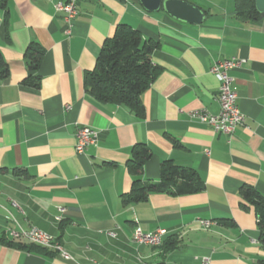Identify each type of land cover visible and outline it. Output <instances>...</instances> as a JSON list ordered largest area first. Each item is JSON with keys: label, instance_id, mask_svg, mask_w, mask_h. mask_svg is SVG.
Listing matches in <instances>:
<instances>
[{"label": "crops", "instance_id": "crops-1", "mask_svg": "<svg viewBox=\"0 0 264 264\" xmlns=\"http://www.w3.org/2000/svg\"><path fill=\"white\" fill-rule=\"evenodd\" d=\"M60 1L0 7V50L10 71L0 79V264H203L205 257L209 264H264L257 216L241 196L247 185L264 195V18L237 19L236 0H185L205 13L200 24L163 7L149 11L141 0H79L67 35ZM120 24L159 43L151 58L159 72L142 95L144 118L85 89V72ZM32 43L45 49L38 71L25 58ZM231 58L243 60L231 76L245 122L229 136L191 113H219L220 78L210 69ZM35 76L39 87L25 83ZM84 125L100 132L99 142L78 153ZM139 143L152 153L142 183L159 182L171 160L196 171L204 189L154 192L125 205L134 181L127 161ZM200 219L214 223L206 228ZM20 227L57 237L75 260L21 248L10 235ZM137 228L164 230L162 244L136 242Z\"/></svg>", "mask_w": 264, "mask_h": 264}, {"label": "trees", "instance_id": "trees-1", "mask_svg": "<svg viewBox=\"0 0 264 264\" xmlns=\"http://www.w3.org/2000/svg\"><path fill=\"white\" fill-rule=\"evenodd\" d=\"M7 1L0 0V7L7 10ZM234 15L243 22L261 20L254 0H236ZM156 41H144L139 30L120 24L112 37H109L92 70L86 71L84 85L87 93L101 103L127 106L138 117L146 116L143 93L150 87L159 68L152 62V53L158 47ZM45 49L35 43L29 45L25 58L32 71L41 67ZM9 67L0 50V79L8 77ZM25 83L39 87L40 78L26 79ZM151 149L144 143L136 144L132 156L127 161V169L134 177L131 191L122 196L125 205L146 201L151 193L187 195L201 192L204 183L197 172L169 160L163 163L159 182L142 183L140 175L146 162L151 158ZM244 208L253 207L258 219L260 242L264 246V195L252 186L241 189ZM6 244L11 245L12 242ZM21 248L49 254V249L34 244L23 243Z\"/></svg>", "mask_w": 264, "mask_h": 264}, {"label": "built area", "instance_id": "built-area-1", "mask_svg": "<svg viewBox=\"0 0 264 264\" xmlns=\"http://www.w3.org/2000/svg\"><path fill=\"white\" fill-rule=\"evenodd\" d=\"M79 0H65L58 2L56 10L63 15L66 24V34L70 35L74 27V20L79 15ZM243 60L238 58L219 60L211 67L210 71L217 74L220 78L219 87V103L220 111L218 114H212L204 110H196L191 113V117L198 119L202 123L210 125L217 133L225 135H234L239 125L244 124L245 116L242 113L238 104V94L234 87V79L231 76V71L240 67ZM100 132L90 126L84 125L77 129L76 150L78 153H84L89 146H96L99 142ZM63 212L65 209H62ZM199 222H205L206 228L212 226L214 221L200 219ZM165 231L160 229L155 233L145 234L139 228L136 229L134 240L138 243H148L157 245L163 241ZM11 238L21 244H34L39 246L41 242H49L52 244V251L60 255V250H67L64 246L58 245V238L37 228L13 229L10 231ZM66 260H75V257L69 252V258ZM203 264H209V258L205 257Z\"/></svg>", "mask_w": 264, "mask_h": 264}, {"label": "water", "instance_id": "water-1", "mask_svg": "<svg viewBox=\"0 0 264 264\" xmlns=\"http://www.w3.org/2000/svg\"><path fill=\"white\" fill-rule=\"evenodd\" d=\"M145 9L155 11L163 7L171 16L176 19L200 24L205 19V13L198 6L185 0H141ZM260 18H264V0H254Z\"/></svg>", "mask_w": 264, "mask_h": 264}, {"label": "bare ground", "instance_id": "bare-ground-1", "mask_svg": "<svg viewBox=\"0 0 264 264\" xmlns=\"http://www.w3.org/2000/svg\"><path fill=\"white\" fill-rule=\"evenodd\" d=\"M200 223L202 226L206 227L205 222H200ZM208 227H210V226H208ZM160 244H162V241H160L157 245H160ZM58 245L63 246L59 241H58ZM39 246L47 248L49 250H52V244L49 242H41V243H39ZM60 255L64 258H69V253L66 250H60Z\"/></svg>", "mask_w": 264, "mask_h": 264}]
</instances>
